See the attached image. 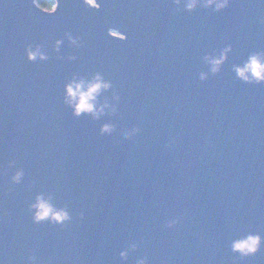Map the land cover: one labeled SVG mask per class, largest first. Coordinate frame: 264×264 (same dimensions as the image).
Listing matches in <instances>:
<instances>
[{
    "label": "water",
    "instance_id": "95a60500",
    "mask_svg": "<svg viewBox=\"0 0 264 264\" xmlns=\"http://www.w3.org/2000/svg\"><path fill=\"white\" fill-rule=\"evenodd\" d=\"M101 3L61 0L47 15L32 0H0V260L264 264V247L244 258L232 250L250 234L264 237V84L233 70L264 51V0H232L222 12L178 10L175 0ZM30 44H43L49 59L30 62ZM229 44L213 75L205 56ZM97 71L113 85L99 99L117 111L74 117L64 84ZM109 122L119 131L101 135ZM39 195L72 220L33 223L28 205ZM132 243L140 247L125 261Z\"/></svg>",
    "mask_w": 264,
    "mask_h": 264
},
{
    "label": "clouds",
    "instance_id": "9594fccd",
    "mask_svg": "<svg viewBox=\"0 0 264 264\" xmlns=\"http://www.w3.org/2000/svg\"><path fill=\"white\" fill-rule=\"evenodd\" d=\"M83 2L92 9L99 10L102 8L101 0H83ZM32 4L42 13L54 15L61 6V0H32ZM175 4L178 6V10L182 11L193 12L197 8L203 7L205 9H212L214 12H222L231 6L232 0H175ZM109 32L112 36L119 34L118 29H109ZM66 38L72 46L77 48L82 46L81 38L74 37L71 33H66ZM124 38L126 39L127 37L125 36ZM63 42V39L55 41L54 50L56 52L60 51ZM232 51L233 47L229 44L227 47L205 56V61L210 66V71L213 75H217L222 71L223 65L228 61V54ZM26 52L30 62H36L37 59L42 61L49 59L43 44H30ZM58 59H63V57H58ZM67 59L75 61L77 57L72 55ZM233 70L236 73V77L247 84H264V51L251 53L242 65H234ZM207 79V73L200 74L201 81H206ZM112 86V82L106 81L103 74L99 71L91 75L90 78L73 74L72 78L64 84V103L72 109L74 117L90 115L94 119H99L108 109H111L112 112L117 111L114 105L109 104L108 99H105L103 102L99 99L101 93L109 90ZM113 99L117 102L120 101L121 97L118 92H114ZM118 131V126L112 122L105 123L100 130L101 135L113 134ZM140 132L141 129L135 127L126 135L127 138L131 139ZM8 166L9 168L14 167L15 161H11ZM23 176L24 170L22 168L18 169L11 177L12 183L19 184ZM28 211L35 224L49 222L53 225L59 224L60 226H65L72 220V215L66 207L57 208L53 205L51 196L48 198H45L44 195L37 196L35 202L28 205ZM80 218L82 220L85 219L83 212L80 213ZM179 223L180 220L178 218L172 219L168 221L167 227L174 228ZM139 247V244L132 243L130 249L120 252V257L127 261L130 251H135ZM262 247H264V237L251 234L242 240L234 241L232 244V250L238 252L241 258L257 254ZM28 259L33 264L36 261L35 255L29 256ZM0 264H3L2 260H0ZM138 264H149V260L147 257H144L138 261Z\"/></svg>",
    "mask_w": 264,
    "mask_h": 264
}]
</instances>
